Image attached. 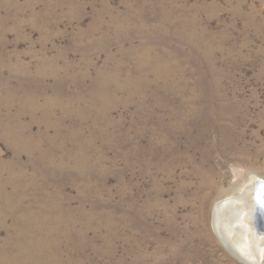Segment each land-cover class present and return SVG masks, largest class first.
<instances>
[{
  "label": "rangeland",
  "instance_id": "rangeland-1",
  "mask_svg": "<svg viewBox=\"0 0 264 264\" xmlns=\"http://www.w3.org/2000/svg\"><path fill=\"white\" fill-rule=\"evenodd\" d=\"M258 178L264 0H0V264H248Z\"/></svg>",
  "mask_w": 264,
  "mask_h": 264
},
{
  "label": "bare ground",
  "instance_id": "bare-ground-1",
  "mask_svg": "<svg viewBox=\"0 0 264 264\" xmlns=\"http://www.w3.org/2000/svg\"><path fill=\"white\" fill-rule=\"evenodd\" d=\"M264 180L258 178L239 192L229 195L213 209V225L220 241L248 264L264 259V222L258 215Z\"/></svg>",
  "mask_w": 264,
  "mask_h": 264
},
{
  "label": "water",
  "instance_id": "water-1",
  "mask_svg": "<svg viewBox=\"0 0 264 264\" xmlns=\"http://www.w3.org/2000/svg\"><path fill=\"white\" fill-rule=\"evenodd\" d=\"M259 204H260L259 205V208L257 209L258 215L262 217V220H264V198H261V196H260V202H259ZM261 224L263 225L264 222L261 223Z\"/></svg>",
  "mask_w": 264,
  "mask_h": 264
}]
</instances>
